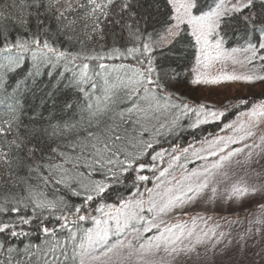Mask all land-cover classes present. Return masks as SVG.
<instances>
[{"label":"snow or ice","instance_id":"1","mask_svg":"<svg viewBox=\"0 0 264 264\" xmlns=\"http://www.w3.org/2000/svg\"><path fill=\"white\" fill-rule=\"evenodd\" d=\"M234 83L264 0H0V264H264V87L187 94Z\"/></svg>","mask_w":264,"mask_h":264},{"label":"rangeland","instance_id":"2","mask_svg":"<svg viewBox=\"0 0 264 264\" xmlns=\"http://www.w3.org/2000/svg\"><path fill=\"white\" fill-rule=\"evenodd\" d=\"M264 85L257 83L255 86L246 85L243 83L222 84V85H208L200 86L199 100L209 103L226 102L232 96H253L260 93ZM227 214V213H226ZM257 264H261L259 257H256Z\"/></svg>","mask_w":264,"mask_h":264},{"label":"trees","instance_id":"3","mask_svg":"<svg viewBox=\"0 0 264 264\" xmlns=\"http://www.w3.org/2000/svg\"><path fill=\"white\" fill-rule=\"evenodd\" d=\"M176 55H179V53H176ZM185 91H187V90H185ZM187 94L189 95V97L191 99H198L199 100V89H198V87L193 89L190 92H187ZM258 95L259 94L253 95V96H258ZM253 96L251 95L249 97H253ZM235 111L236 110L233 109L229 113L228 119H235V115L233 114V113H235ZM45 115H47V113H45ZM211 132H217L218 133L219 128L216 127L215 125H208V126H205V130L203 132H199L197 135L198 136L207 135L208 133H211ZM191 139H192V136L190 134H185L183 142L186 143V142L190 141ZM165 147H167V144H165Z\"/></svg>","mask_w":264,"mask_h":264}]
</instances>
